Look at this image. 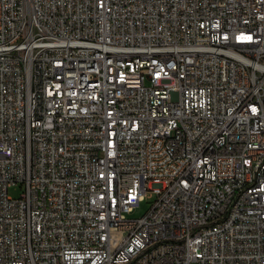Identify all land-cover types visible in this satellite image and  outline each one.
Segmentation results:
<instances>
[{
	"label": "built area",
	"instance_id": "obj_1",
	"mask_svg": "<svg viewBox=\"0 0 264 264\" xmlns=\"http://www.w3.org/2000/svg\"><path fill=\"white\" fill-rule=\"evenodd\" d=\"M0 264H264V0H0Z\"/></svg>",
	"mask_w": 264,
	"mask_h": 264
},
{
	"label": "rangeland",
	"instance_id": "obj_2",
	"mask_svg": "<svg viewBox=\"0 0 264 264\" xmlns=\"http://www.w3.org/2000/svg\"><path fill=\"white\" fill-rule=\"evenodd\" d=\"M21 193V188L19 185H14L10 188V194L13 196H19ZM150 207V203L143 201L137 206L134 211L129 215L130 217H139L144 215Z\"/></svg>",
	"mask_w": 264,
	"mask_h": 264
}]
</instances>
